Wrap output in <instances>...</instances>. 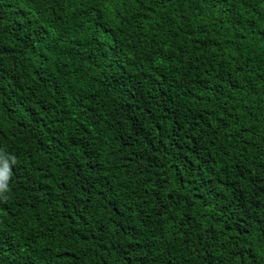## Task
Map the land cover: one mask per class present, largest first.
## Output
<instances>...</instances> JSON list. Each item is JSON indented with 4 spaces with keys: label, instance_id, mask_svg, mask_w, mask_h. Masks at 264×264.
I'll list each match as a JSON object with an SVG mask.
<instances>
[{
    "label": "trees",
    "instance_id": "trees-1",
    "mask_svg": "<svg viewBox=\"0 0 264 264\" xmlns=\"http://www.w3.org/2000/svg\"><path fill=\"white\" fill-rule=\"evenodd\" d=\"M0 264H264V0H0Z\"/></svg>",
    "mask_w": 264,
    "mask_h": 264
}]
</instances>
